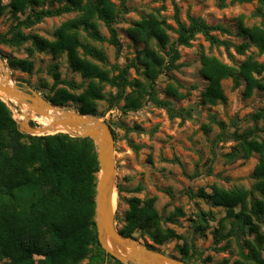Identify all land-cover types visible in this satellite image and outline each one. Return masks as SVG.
<instances>
[{"label": "rangeland", "instance_id": "obj_1", "mask_svg": "<svg viewBox=\"0 0 264 264\" xmlns=\"http://www.w3.org/2000/svg\"><path fill=\"white\" fill-rule=\"evenodd\" d=\"M8 2L3 0L4 5ZM39 2L34 10L61 6L54 0ZM112 2L118 12L114 28L119 47L108 42L110 31L102 21L98 20V31L103 41L92 40L83 28L79 29V33L84 43L101 49L106 56L104 61L92 60L93 63L107 70L111 76L127 71L126 80L129 84L121 90L105 85L104 99L97 103V112L103 114L102 119L109 124L115 140L116 227L120 231L125 224L129 199L155 198V209L160 217L161 227L172 230L174 237L157 245L146 235L136 233L135 238L152 250L183 260L187 264H236L251 250H263L264 195L254 189V171L261 160H264V154L254 153L248 159L234 160L229 154L236 145L232 138L235 133L252 132V138L264 139V88L254 87L249 92L248 82L244 77L238 76L236 80L227 78L221 82L225 100L218 101L215 105L205 104L202 95L208 81L201 74V61L204 56L213 57L238 71L247 59L264 62V54H260L253 44H250L243 55L237 54L233 48L228 52L222 46L210 44L198 34L189 46H175L178 58L171 65L168 53L177 36L174 31L168 30L169 45L162 48L154 40L147 43L165 58L166 67L157 77L155 89L159 99L168 101L170 108L184 114V117L170 118L165 108L158 107L147 96L139 109H123L125 96L134 88L131 83L147 87L141 64V51L146 43L132 38L130 30L135 23L154 16L176 29L174 14L177 8L183 22L187 23L189 15L201 17L210 25H221L229 30L228 34L216 32L217 37L233 44H241L245 40L237 35L240 20L248 27L263 26L262 19L255 15L261 4L256 1L231 3L230 0ZM26 12L28 14L31 9ZM76 16L78 12L73 11L48 17L28 29H22V32L53 40L56 29ZM19 18L22 20L25 17L19 15ZM15 24L10 9L6 8L0 15V34L8 33ZM29 48L30 41L18 49L0 44L2 58L7 56L27 59L33 64L31 72H23L11 69L8 60L3 59L9 79L14 85L33 88L47 99L58 89L68 88L66 81L79 86L78 91L88 86L89 81L72 70L65 53L57 57L48 52L34 51L30 54ZM253 77L264 86V71L253 73ZM169 86L174 87L180 97L170 96L167 91ZM0 100L7 105L19 128L23 130V120L18 115L26 106L7 101L2 95ZM60 107L79 113L76 103ZM35 118H30L31 126L38 124ZM58 133L60 132L35 135ZM214 186L224 190L242 189L248 192L246 213L254 224L252 229L242 228L233 216V213L239 212L240 207L228 210L214 206L199 195L200 192L211 193ZM254 202H263L260 222L251 212ZM256 227L259 235L254 232ZM94 252L81 264H114V260L105 255L101 262L96 263L93 259ZM262 253L264 255L263 251Z\"/></svg>", "mask_w": 264, "mask_h": 264}, {"label": "trees", "instance_id": "obj_2", "mask_svg": "<svg viewBox=\"0 0 264 264\" xmlns=\"http://www.w3.org/2000/svg\"><path fill=\"white\" fill-rule=\"evenodd\" d=\"M4 5L0 0V15L6 8L16 24L6 34H0V44L20 48L31 42L29 53L48 52L57 57L66 55L72 70L89 81L88 86L79 90L73 82H65L68 88L58 89L48 100L55 106L76 103L82 115L103 117L97 112V103L104 99L105 85L119 90L129 83L127 71L117 76L92 62L104 61L106 56L101 49L84 43L79 29L83 28L94 41H103L98 31V20L110 31L108 42L119 47L114 28L118 12L112 0H54L61 4L55 9L34 10L39 0H8ZM224 1V0H221ZM258 2L261 6L256 16L262 19L263 26L248 27L239 22L237 35L245 41L233 44L215 35L228 34L229 30L221 25H210L201 17L189 15L187 23L175 9L176 29L164 21L151 16L135 23L130 34L133 39L145 42L141 51V64L147 87L140 83H131L133 89L125 96V110H137L147 96L150 101L168 111L170 118L184 117L175 112L170 103L157 96L155 81L165 69V58L158 55L147 43L156 41L164 48L169 45L168 30L174 31L176 41L170 45L168 60L171 65L178 58L176 45L189 46L195 36L202 35L210 44L222 46L229 52L231 48L243 55L250 44L264 54V0H230L231 3ZM31 9L27 14L26 10ZM78 12V16L61 24L54 33V39L48 40L37 35L24 34L28 29L45 18L56 17L69 12ZM19 15L24 16L20 19ZM82 51V53H80ZM11 69L31 72L33 64L27 59L4 56ZM264 71V62L247 59L237 71L216 58L204 56L201 61V74L208 81L202 95L203 102L215 105L225 100L221 82L227 78L244 77L248 82V91L254 87L263 89L253 73ZM168 94L180 97L178 91L169 86ZM258 118L260 116H257ZM264 117V116H263ZM264 131V128H263ZM232 138L236 145L229 157L248 159L252 154H264V139L252 138V132L235 133ZM99 173L96 147L89 138L72 137L69 134L36 136L22 132L12 117L10 109L0 100V264H81L94 251L96 263L105 255L122 264L101 248L95 224L96 185ZM256 180L254 189L264 195V160L255 168ZM199 195L214 206L234 210L240 207L233 216L242 228L252 229L253 222L247 210L248 192L242 189L224 190L212 187L211 193L200 192ZM124 226L120 233L124 237H135L136 233L146 235L153 243L160 245L174 237L172 230L163 229L160 217L155 209V198L128 200ZM252 214L260 222L263 202L252 203ZM254 232L259 235L258 228ZM263 250L250 251L243 255L242 261L236 264H264Z\"/></svg>", "mask_w": 264, "mask_h": 264}, {"label": "water", "instance_id": "obj_3", "mask_svg": "<svg viewBox=\"0 0 264 264\" xmlns=\"http://www.w3.org/2000/svg\"><path fill=\"white\" fill-rule=\"evenodd\" d=\"M0 65L6 67L0 55ZM9 77V75H8ZM0 92L14 99L18 106H26L29 116L22 121L24 133L35 135L52 132L66 133L74 137L91 139L96 147L99 173L96 185L95 224L101 248L122 264H187L185 261L167 256L150 249L135 237H124L115 225V140L112 129L102 118L82 115L66 108L53 105L46 97L33 88L18 85L8 86L0 81ZM61 108L64 113L52 116L47 108ZM36 118H48L47 126H31L29 121Z\"/></svg>", "mask_w": 264, "mask_h": 264}, {"label": "bare ground", "instance_id": "obj_4", "mask_svg": "<svg viewBox=\"0 0 264 264\" xmlns=\"http://www.w3.org/2000/svg\"><path fill=\"white\" fill-rule=\"evenodd\" d=\"M0 81L2 83H5L8 86H14V83L8 77L7 69L5 67H2L1 65H0ZM0 95H2V98L6 99L7 101L16 103L14 99L6 96L5 94L1 92H0ZM47 112L52 116H60L64 113V110L61 108L54 107V108H47ZM27 116H29L28 109L26 107H23L18 117L22 120H25ZM35 120L38 122V124L42 126H47L51 121L48 118H35Z\"/></svg>", "mask_w": 264, "mask_h": 264}]
</instances>
